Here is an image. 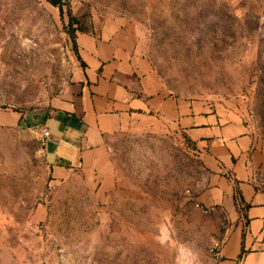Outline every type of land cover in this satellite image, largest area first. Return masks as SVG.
<instances>
[{
	"label": "rangeland",
	"instance_id": "374dc122",
	"mask_svg": "<svg viewBox=\"0 0 264 264\" xmlns=\"http://www.w3.org/2000/svg\"><path fill=\"white\" fill-rule=\"evenodd\" d=\"M0 0V264H214L210 176L165 123L129 122L60 173L37 128L84 64L75 38L127 29L171 97L238 115L264 151V0ZM41 121V122H40Z\"/></svg>",
	"mask_w": 264,
	"mask_h": 264
},
{
	"label": "crops",
	"instance_id": "0c3cea01",
	"mask_svg": "<svg viewBox=\"0 0 264 264\" xmlns=\"http://www.w3.org/2000/svg\"><path fill=\"white\" fill-rule=\"evenodd\" d=\"M75 42L84 67L37 127L50 133L43 142L47 163L60 173L84 166L103 137L129 122L171 125L210 173L196 201L223 221L214 264H264V151L242 119L218 104L171 97L127 29L107 24Z\"/></svg>",
	"mask_w": 264,
	"mask_h": 264
},
{
	"label": "built area",
	"instance_id": "2783aa9c",
	"mask_svg": "<svg viewBox=\"0 0 264 264\" xmlns=\"http://www.w3.org/2000/svg\"><path fill=\"white\" fill-rule=\"evenodd\" d=\"M49 138H50V133H49L48 131H44V133H43V135H42V142L48 140ZM221 247H222V243H221V242H220V243L217 242V243H215V244L213 245L211 251L213 252V254H214L215 257L218 256Z\"/></svg>",
	"mask_w": 264,
	"mask_h": 264
},
{
	"label": "clouds",
	"instance_id": "9594fccd",
	"mask_svg": "<svg viewBox=\"0 0 264 264\" xmlns=\"http://www.w3.org/2000/svg\"><path fill=\"white\" fill-rule=\"evenodd\" d=\"M187 256L189 257L185 261H183V264H197V258L194 252H192L190 249L187 250Z\"/></svg>",
	"mask_w": 264,
	"mask_h": 264
},
{
	"label": "trees",
	"instance_id": "16d2710c",
	"mask_svg": "<svg viewBox=\"0 0 264 264\" xmlns=\"http://www.w3.org/2000/svg\"><path fill=\"white\" fill-rule=\"evenodd\" d=\"M54 6H58L59 4H58V1H56V0H52V1H50ZM79 32H81V33H86V32H84V31H80L79 30ZM75 42V41H74ZM75 48L77 49V46H76V42H75ZM244 253H245V251L243 250V252H242V255H244ZM242 255H241V258H242Z\"/></svg>",
	"mask_w": 264,
	"mask_h": 264
}]
</instances>
